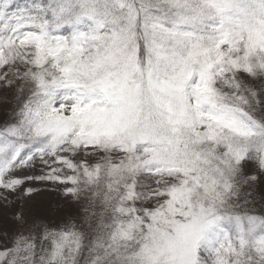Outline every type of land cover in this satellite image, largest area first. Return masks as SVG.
I'll use <instances>...</instances> for the list:
<instances>
[{
  "label": "snow or ice",
  "instance_id": "6c2138e0",
  "mask_svg": "<svg viewBox=\"0 0 264 264\" xmlns=\"http://www.w3.org/2000/svg\"><path fill=\"white\" fill-rule=\"evenodd\" d=\"M0 264H264V0H0Z\"/></svg>",
  "mask_w": 264,
  "mask_h": 264
}]
</instances>
